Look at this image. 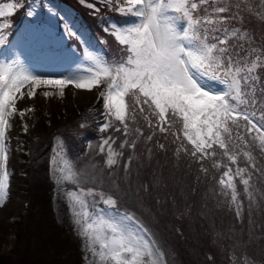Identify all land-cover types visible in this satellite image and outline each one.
<instances>
[{
  "label": "snow or ice",
  "instance_id": "6c2138e0",
  "mask_svg": "<svg viewBox=\"0 0 264 264\" xmlns=\"http://www.w3.org/2000/svg\"><path fill=\"white\" fill-rule=\"evenodd\" d=\"M260 4L262 11L255 15L264 21V0ZM242 5H247V0H120L117 11L133 17V22L111 24L104 31L123 46V55L110 61L87 51L81 65L59 78L36 74L18 54L0 58V205L8 196L5 139L9 118L32 111L18 109L17 101L25 96L34 98L41 86L58 88L63 96L69 85L87 91L104 85L98 94L105 118L99 130L113 128L124 137L119 150L113 148L116 138L111 135L98 146L100 153L106 152L107 168L119 163L127 147L133 150L123 165L127 174L140 139L147 144L159 132L165 141L173 137L178 160L181 154L189 157L205 175L209 173L205 160L211 159V167L217 172L224 169L217 180L219 194L241 218L244 201L237 189L238 178L251 215L258 189L251 183L253 173L249 168L259 170L251 151H244L241 144L251 147L245 139L247 133L264 154V103L256 98L258 90L264 94L260 73L264 69V46H254L248 30L233 24L242 25V13L252 12L250 5ZM22 6L18 0L0 5V17L10 16ZM35 14L33 10L27 12L28 16ZM7 27V22L0 24V46L5 45L3 30ZM65 33L78 35L67 25ZM43 95L48 97L50 93L45 91ZM138 117L150 130L148 135L138 126ZM155 143L165 150V143ZM147 152L150 158L152 149ZM241 153L248 167L238 165ZM231 165H236L235 169ZM57 171L58 183L70 181L76 185V190L66 195L70 208L79 206V211L73 212L74 223L95 264H167L166 254L150 230L135 213L121 212L115 196L80 186L78 173L67 161L62 160ZM96 197L103 208H97ZM253 238L250 233L249 242ZM243 264H251L249 258L245 257Z\"/></svg>",
  "mask_w": 264,
  "mask_h": 264
},
{
  "label": "trees",
  "instance_id": "16d2710c",
  "mask_svg": "<svg viewBox=\"0 0 264 264\" xmlns=\"http://www.w3.org/2000/svg\"><path fill=\"white\" fill-rule=\"evenodd\" d=\"M58 1L73 10L74 22L86 28L87 39L91 45L100 47L103 57L116 61L123 55V46L113 35L104 31L111 24L133 22V17L124 16L117 11L120 0ZM1 2L11 3L13 0H0ZM18 2L23 6L15 9L12 15L2 17L9 22V27L3 30L6 41L21 23L27 8L28 0ZM88 4L95 7H88ZM247 5L251 6L252 12L242 13V25L238 22L233 24L248 30L254 38V46H264V21L255 15L262 11L260 0H247ZM67 36L65 47L74 45L75 50L80 52L82 44L78 36ZM260 73L264 78V69ZM100 87L104 88V85ZM256 98L258 102L264 103V94L259 90ZM257 107L259 108V104ZM103 111V103L98 105L94 100L82 107L67 106L62 111L52 105L46 118L38 116L21 136L25 153H21L23 161L17 165L15 172H23L20 186L23 187L25 205L16 220L8 225H0V240L2 234H10L14 238L12 250L0 251V264L81 263L78 244L52 218L47 167L53 135H58L61 151L78 173L79 185L85 189L91 187L111 194L117 198L121 211L135 213L162 247L167 264H234V261L235 264H243L245 257L249 258L251 264H264V175L260 174L264 172V154L261 153L258 142L253 143L245 133V139L251 147L241 144V148L251 151L255 158L259 171L251 168L249 171L253 173L251 183L258 191L257 205L253 206L249 215V202L244 197L243 185L237 178L240 199L244 201L242 217L237 218L233 207L230 208L225 198L219 194L217 180L224 169L217 172L211 167L212 160H205L204 165L209 168V173L205 175L189 157L181 154L178 160L174 155L176 145L171 143V136L165 141L164 134L157 132L153 141L147 144L141 138L127 174L123 165L127 162V157L133 154V150L127 147L123 149L124 156L119 158V163L112 169L107 168L106 152L100 153L98 146L111 135L116 138L113 148L119 150L118 145L124 137L113 128L106 132L99 130L105 119ZM259 114L258 111L257 115ZM137 123L144 134L148 135L150 130L145 122L138 117ZM243 123L245 122L241 121ZM81 124L85 127L81 128ZM156 140L165 143V150L156 145ZM148 148L152 149L150 158ZM238 165L248 167V161L242 153L238 156ZM231 167L235 169L236 165ZM68 186L76 190V185L70 181ZM250 233L254 236L251 242Z\"/></svg>",
  "mask_w": 264,
  "mask_h": 264
},
{
  "label": "rangeland",
  "instance_id": "374dc122",
  "mask_svg": "<svg viewBox=\"0 0 264 264\" xmlns=\"http://www.w3.org/2000/svg\"><path fill=\"white\" fill-rule=\"evenodd\" d=\"M4 4L7 3H0V5ZM29 10H33L36 14L28 16ZM25 12L21 27L17 29L12 38L5 42V45L0 46V58H10L18 54L20 59L25 61L36 74L59 78L81 65L87 51L103 56L99 46L90 44L86 36V28L78 26L74 22L73 11L65 5L59 4L57 0H28ZM4 22L9 24L7 19L0 17V24ZM66 25L78 33V39L82 44L80 52L75 50L74 45L65 47L68 38L65 33ZM101 90H103L101 87L92 91L77 90L69 85L64 90L65 95L61 96L58 88L41 86L36 90L34 98L28 99L25 96L23 100L17 101L18 109L31 108L32 111L27 112L23 117L16 114L9 118L10 128L6 132L5 139V149L8 156L6 170L9 173L8 196L4 204L0 205V225H8L16 220L18 215L23 212L25 205V199L22 195L23 187L20 186L23 172H15L17 165L23 161L21 153H25V145L20 140L26 132L25 128L31 127L38 116L45 119L50 113L52 105H56L60 111L66 109L67 106L82 107L93 100L100 105L103 103L102 98L98 96ZM45 91L50 93L48 97L43 95ZM62 160L69 162L61 151V141L58 135H53L48 151L47 167L48 195L52 218L78 244L82 256L81 264H95L92 253L86 247V240L78 234L74 223L73 212L79 211V206L76 205L74 208L69 206L71 201L66 193L74 191V189L68 186L69 181L57 182V177L60 175L57 167ZM96 200L97 208H103L104 205L99 202V197ZM13 248L14 238L10 237V234H2L0 251L7 252Z\"/></svg>",
  "mask_w": 264,
  "mask_h": 264
},
{
  "label": "bare ground",
  "instance_id": "6f19581e",
  "mask_svg": "<svg viewBox=\"0 0 264 264\" xmlns=\"http://www.w3.org/2000/svg\"><path fill=\"white\" fill-rule=\"evenodd\" d=\"M56 197V196H55Z\"/></svg>",
  "mask_w": 264,
  "mask_h": 264
}]
</instances>
